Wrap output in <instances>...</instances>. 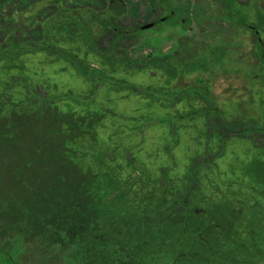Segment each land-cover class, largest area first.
Wrapping results in <instances>:
<instances>
[{
    "label": "rangeland",
    "instance_id": "obj_1",
    "mask_svg": "<svg viewBox=\"0 0 264 264\" xmlns=\"http://www.w3.org/2000/svg\"><path fill=\"white\" fill-rule=\"evenodd\" d=\"M224 1L171 0L183 10V15L190 10V23L159 20L152 27L129 36L118 45V49L123 54L124 66L134 70L182 43L183 76L176 83L184 88L194 81L207 93L212 107L225 118L256 120L264 127V62L253 56L255 35L233 24V19L224 11ZM236 1L249 20H256V14L261 17L260 38L264 44V0ZM18 6L12 0L4 7V21L12 14L18 28L34 27L41 5H26L25 11L22 9L16 13L14 10ZM26 61L29 73L49 79L57 88L79 94L88 92V85L67 66L42 64L40 57L34 55L27 57ZM7 77L8 73L0 68V212L15 225L19 216L25 227L38 219L37 228L26 244L27 264H60V254L50 255L38 243L42 228L46 227L44 224L50 220H40L39 214L51 212L54 204H62L64 183L73 187L89 180L87 174H74L75 160L63 151L74 148L83 155L77 164H84V170L88 171L98 166L94 154L99 150L104 155L108 149L110 153L103 158L105 165L115 173L122 183V191H125V203L110 202L109 205L119 203L117 210L116 207L111 211L106 208L101 216H97L100 226L107 221L117 223L120 216H130L135 211L134 217L138 212H145L152 220L157 214H166L177 205L180 192L189 186L185 175L191 160L207 158L206 165L198 172L199 184L192 197L195 208L238 210L244 217L242 224L251 217L257 228L253 227L254 224L249 225L252 227L237 240L247 243L249 237L255 239L259 235L264 241V151L250 139L233 133L222 137V141L209 134L200 112L204 105L201 101L185 97L177 104L183 117L175 136H172L166 125L155 120L143 123L139 130L130 127L140 115L156 117L170 112L169 108L150 107L128 92L105 89L99 93L98 99L109 108L112 116L106 119L105 128H97L87 138L65 127L67 113L63 107H57L41 118L6 106L10 100H14L13 103L16 100L13 91L5 88L10 86L5 82ZM128 80L155 82L150 75H130ZM123 148L128 149L126 156L133 167L122 158ZM57 169L62 174L57 175ZM120 193L112 194L109 199H115ZM79 199L82 210L89 211L91 196L86 192ZM213 215L214 220L223 219ZM89 220L96 224L94 217ZM182 220L178 217L161 223L162 233L173 235L182 226ZM223 221L219 230L229 228L230 223ZM42 222L45 223L40 226ZM114 229L112 233L117 229L120 231L121 227L117 225ZM231 239L236 242L234 233ZM241 256L247 257V261L233 264H264V256H254L250 248L247 256Z\"/></svg>",
    "mask_w": 264,
    "mask_h": 264
},
{
    "label": "trees",
    "instance_id": "obj_2",
    "mask_svg": "<svg viewBox=\"0 0 264 264\" xmlns=\"http://www.w3.org/2000/svg\"><path fill=\"white\" fill-rule=\"evenodd\" d=\"M10 1L0 0V68L8 73L5 82L10 86L5 88L11 93L13 91L16 99L15 103L14 100L7 101L5 105L9 108L42 118L51 110L63 107L67 113L63 123L65 127L88 138L97 128H105L106 119L112 116L109 108L98 99L99 93L114 89L120 93L128 92L150 107L171 110L156 117L140 115L130 126L132 129L139 130L143 123L155 120L166 125L175 136L183 117L176 106L187 97L204 103L200 112L209 134L222 141V137L233 133L250 139L264 151V127L256 120L227 119L212 107L211 99L196 82L192 81L184 88L176 83L183 76L182 43L161 57L149 59L141 68L129 70L124 66L123 54L118 49L120 43L157 20H185L190 23L189 9L183 15V10L171 0H14L19 5L14 10L16 13L22 9L25 11L26 5H41L35 26L24 29L15 26L12 14L4 21L3 10ZM224 4V11L233 19V24L255 35L253 56L264 62L259 14L255 15L256 20L251 21L236 0H225ZM31 55L39 56L42 64L67 66L88 85V92L79 94L57 88L49 79L29 73L26 59ZM130 75H150L155 82H132L128 80ZM107 150L104 155L99 150L94 154L98 166L89 171L84 170V164H77L83 156L77 148L63 150L75 160L74 174H87L89 180L73 187L64 183L62 204H54L51 212L39 214L40 220H50L46 224V221L40 223L46 227L42 228L38 243L46 253L60 254V264H233L246 262L247 257L241 255L247 256L249 248L254 256H264L263 237H249L247 243L237 240L252 227L249 225L254 224L251 217L242 224L244 217L238 210L222 211L211 207L201 210L193 205L192 197L199 184L198 172L206 165L207 158L191 160L185 175L189 186L180 192L177 205L166 214L158 216L156 213L152 220L145 212H138V217H134L135 211L130 216H120L118 224L107 221L100 226L97 216H101L106 208H110L107 211L118 208L119 203L109 205L110 202L125 203L122 183L105 165L103 158L110 153ZM127 151L121 150L122 158L133 167L126 156ZM60 174L57 169V175ZM118 190L121 193L116 195V200L109 199L112 194H118ZM85 191L91 196L89 211L82 210L79 199L86 194ZM213 214L223 219L214 220ZM91 217L96 224L90 222ZM178 217L183 219L182 226L171 236L162 233V224ZM223 220L230 223L228 229H222L225 231L219 230ZM37 221V218L33 220L28 228L18 216L15 225L0 212V264H27L26 244L37 228ZM117 225L121 230L112 233ZM233 233L236 242L231 239Z\"/></svg>",
    "mask_w": 264,
    "mask_h": 264
},
{
    "label": "water",
    "instance_id": "obj_3",
    "mask_svg": "<svg viewBox=\"0 0 264 264\" xmlns=\"http://www.w3.org/2000/svg\"><path fill=\"white\" fill-rule=\"evenodd\" d=\"M156 22H159V20H157ZM156 22H152V23H148L146 24L145 28H150L153 24H155Z\"/></svg>",
    "mask_w": 264,
    "mask_h": 264
}]
</instances>
